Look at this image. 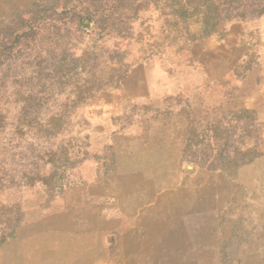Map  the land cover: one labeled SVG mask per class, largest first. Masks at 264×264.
<instances>
[{
    "label": "rangeland",
    "instance_id": "obj_1",
    "mask_svg": "<svg viewBox=\"0 0 264 264\" xmlns=\"http://www.w3.org/2000/svg\"><path fill=\"white\" fill-rule=\"evenodd\" d=\"M0 264H264V0H0Z\"/></svg>",
    "mask_w": 264,
    "mask_h": 264
},
{
    "label": "crops",
    "instance_id": "obj_2",
    "mask_svg": "<svg viewBox=\"0 0 264 264\" xmlns=\"http://www.w3.org/2000/svg\"><path fill=\"white\" fill-rule=\"evenodd\" d=\"M73 209H70V208H66V210H65V212L63 211V212H61V213H58V214H56V215H51L52 217L50 218V216H49V219L50 220H52V221H49V220H47V219H42L41 221H40V225H43V227L44 226H48L49 224H51V223H55V224H60L61 222H62V220H63V218L66 216V215H68L69 213L70 214H72L73 213ZM32 225H35V224H32Z\"/></svg>",
    "mask_w": 264,
    "mask_h": 264
}]
</instances>
